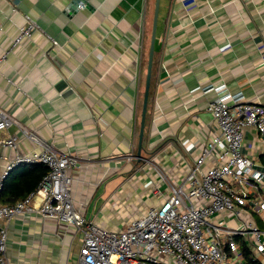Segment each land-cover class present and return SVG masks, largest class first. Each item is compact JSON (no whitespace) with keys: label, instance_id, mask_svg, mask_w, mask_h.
Segmentation results:
<instances>
[{"label":"crops","instance_id":"1","mask_svg":"<svg viewBox=\"0 0 264 264\" xmlns=\"http://www.w3.org/2000/svg\"><path fill=\"white\" fill-rule=\"evenodd\" d=\"M160 2L139 161L155 0H0V107L56 150L95 163L70 171L72 201L86 221L111 231L158 206L169 193L159 171L181 181L218 132L207 110L218 95L203 90L224 85L264 102V0ZM25 15L39 29L13 45ZM11 135L17 148L1 156L38 150L17 127L2 132ZM244 149L264 165L255 130ZM7 228L11 263H77L82 235L73 226L34 213ZM241 251V262L252 263Z\"/></svg>","mask_w":264,"mask_h":264},{"label":"built area","instance_id":"2","mask_svg":"<svg viewBox=\"0 0 264 264\" xmlns=\"http://www.w3.org/2000/svg\"><path fill=\"white\" fill-rule=\"evenodd\" d=\"M25 21L13 45L39 29L29 16L25 15ZM211 91L218 97L208 103L207 110L218 132L203 144L181 181L174 182L159 171L168 195L115 231L86 221L73 205L70 171L95 163L56 150L0 107V149L16 150L18 138L2 136L13 126L38 146L37 151L10 159L0 155L4 160L0 170V264H26L7 258V224L34 213L81 233L76 264H249L241 262L242 245L252 263L263 256L264 229L259 221L264 225V165L250 158L244 142L250 129L264 140V102L231 95L224 85L207 88L203 94ZM34 164L47 168L36 188L12 205L3 204L4 181L15 168Z\"/></svg>","mask_w":264,"mask_h":264},{"label":"trees","instance_id":"3","mask_svg":"<svg viewBox=\"0 0 264 264\" xmlns=\"http://www.w3.org/2000/svg\"><path fill=\"white\" fill-rule=\"evenodd\" d=\"M46 172V167L41 164H34L31 165L30 169L23 170L20 174L13 176L10 174L3 184L1 202L9 205L26 197L36 188Z\"/></svg>","mask_w":264,"mask_h":264},{"label":"water","instance_id":"4","mask_svg":"<svg viewBox=\"0 0 264 264\" xmlns=\"http://www.w3.org/2000/svg\"><path fill=\"white\" fill-rule=\"evenodd\" d=\"M159 4H160V0H155L151 36H150V44H149V52H148V58H147V67H146V73H145V83H144V91H143V102H142V111H141V118H140V127H139V134H138L137 157L139 161L142 160L140 152L142 150V139H143V133H144V127H145V116H146V111H147V102H148L149 87H150Z\"/></svg>","mask_w":264,"mask_h":264},{"label":"rangeland","instance_id":"5","mask_svg":"<svg viewBox=\"0 0 264 264\" xmlns=\"http://www.w3.org/2000/svg\"><path fill=\"white\" fill-rule=\"evenodd\" d=\"M160 4H161V2H160ZM152 10V12H153V8H151L149 11H148V16H150V14H152V13H150V11ZM148 28H149V26H148ZM145 44H146V46H144L145 48H147V45H148V41H145ZM145 51V50H144ZM259 221V220H258ZM259 227L261 228V229H264V225L259 221Z\"/></svg>","mask_w":264,"mask_h":264}]
</instances>
